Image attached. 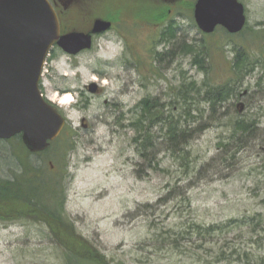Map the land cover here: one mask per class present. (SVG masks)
Instances as JSON below:
<instances>
[{"label": "rangeland", "instance_id": "1", "mask_svg": "<svg viewBox=\"0 0 264 264\" xmlns=\"http://www.w3.org/2000/svg\"><path fill=\"white\" fill-rule=\"evenodd\" d=\"M89 1V19L115 28L74 56L51 48L40 90L66 127L44 153L0 139V181L25 164L60 181L62 214L108 264H264V0H238L239 34L207 36L194 27L195 0L164 1L178 28L168 52L151 30L152 1ZM220 85L225 98L211 107L204 94ZM65 94L71 103L59 102ZM145 99L157 105L140 131ZM168 121L183 136L177 145ZM13 213L0 209V264H68L48 226Z\"/></svg>", "mask_w": 264, "mask_h": 264}, {"label": "water", "instance_id": "2", "mask_svg": "<svg viewBox=\"0 0 264 264\" xmlns=\"http://www.w3.org/2000/svg\"><path fill=\"white\" fill-rule=\"evenodd\" d=\"M193 17L205 34L221 26L239 33L245 6L238 0H196ZM90 31L60 35L49 0H0V139L20 135L30 153L43 152L65 127V117L40 92L42 68L53 45L70 55L90 49L93 37L112 22L93 21ZM98 84H88L96 93ZM243 107L240 108V111Z\"/></svg>", "mask_w": 264, "mask_h": 264}, {"label": "trees", "instance_id": "3", "mask_svg": "<svg viewBox=\"0 0 264 264\" xmlns=\"http://www.w3.org/2000/svg\"><path fill=\"white\" fill-rule=\"evenodd\" d=\"M153 8L157 12L156 16L162 15L164 18L167 16V9L164 7V4L154 2ZM76 12L83 16L82 7L77 8ZM61 24L64 29H71L69 27L71 24L65 22L63 18ZM185 51L193 52V48L185 49ZM201 61V59H198V55L193 60L194 63H201ZM233 69L235 71L240 70L237 62L233 64ZM225 89V87L220 85L215 88V91L209 90L205 92L204 95L211 107L225 98L222 95ZM156 105V101L143 100L141 103L143 113L141 118L138 119L139 122L137 124L140 125L137 127L138 130L142 131L144 129L143 114L146 117L149 114L150 117L148 116V118L150 119L154 118V115L151 114V109ZM169 124L170 127H168L167 131L170 140L173 144L177 145L183 136L179 134L173 121H168L167 125L169 126ZM238 128L242 129L241 125ZM148 140V138L143 136L141 141L142 150L147 146H151ZM26 159L21 160L23 164ZM49 170L51 174L57 175L58 170H54L52 167ZM65 200V191L62 190L60 181H56L51 175H45L42 170L32 169L26 164L22 169V173L11 181H0V209L14 212L7 217L8 219L12 220L20 216H27L44 223L48 226L51 237L67 251L68 264H108L106 258L99 254L94 246L89 245L87 239L76 232L74 224L64 217L62 213L66 204ZM207 230L211 232L213 227ZM262 260L264 261V256Z\"/></svg>", "mask_w": 264, "mask_h": 264}, {"label": "flooded vegetation", "instance_id": "4", "mask_svg": "<svg viewBox=\"0 0 264 264\" xmlns=\"http://www.w3.org/2000/svg\"><path fill=\"white\" fill-rule=\"evenodd\" d=\"M81 1L83 3V7H82V10L84 12L83 16L80 15L79 13H77V12L76 13L74 12V14L73 13H69V10H71L72 7L75 6V4L77 3V0H52L51 3H53L54 9H55L56 13L58 14L60 23H61V16H62V18H63V20L65 22L70 21V19H74L75 20V18H77V17H82L83 20H87V23H88L86 29H84L83 31H89V30H91V28L93 26V21L95 20V18H102V17L95 16L94 19H91V18L89 19L88 13L85 11L84 7H86V6L89 7L91 1H89V0H81ZM150 1H152V4L150 6V7H152V9H151L150 13L152 14L153 18H155L153 20L154 22L151 23V30L157 36L158 42L162 46L165 45L164 46L165 49H168L170 47L167 50V52H168L173 47V37H174V34H175V30L176 29L178 30L176 23L172 22L170 20V17L172 15L173 9L168 10V15L165 18L162 15L161 16H156L157 12H155V9L153 8L154 2L155 3H159V4H161V3L164 4V1H166V0H150ZM171 1H173V0H171ZM193 10H194V8H193ZM102 19H104V18H102ZM192 19L194 20V22H193L194 23V27L198 28V26L196 24V21L193 18V12H192ZM106 20H109L110 22H112L111 28L106 30V32L113 30L115 28V22H113L111 19H106ZM69 27H71V26H69ZM73 29L71 27V29L68 28V30H66L61 25V35L63 33L70 32ZM198 30H199V28H198ZM216 30H217V28H216ZM182 31H184V30L182 29ZM106 32L96 34L94 36V40H95V38L106 34ZM116 32L119 33L118 30ZM214 33H212V34H214ZM203 35H205V34L203 33ZM82 52H80V53H82ZM86 88H87V86H86ZM98 91H99V87H98Z\"/></svg>", "mask_w": 264, "mask_h": 264}, {"label": "bare ground", "instance_id": "5", "mask_svg": "<svg viewBox=\"0 0 264 264\" xmlns=\"http://www.w3.org/2000/svg\"><path fill=\"white\" fill-rule=\"evenodd\" d=\"M71 95L70 94H65L64 97L62 98V100H60L59 102L61 103H71L72 99H71Z\"/></svg>", "mask_w": 264, "mask_h": 264}]
</instances>
